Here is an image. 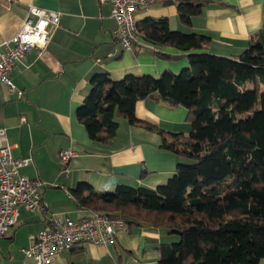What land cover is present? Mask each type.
<instances>
[{
    "label": "crops",
    "instance_id": "0c3cea01",
    "mask_svg": "<svg viewBox=\"0 0 264 264\" xmlns=\"http://www.w3.org/2000/svg\"><path fill=\"white\" fill-rule=\"evenodd\" d=\"M30 5L59 13V23L46 53L40 56L37 49L31 51L11 74L23 96L0 86V129L6 131L15 158L32 159L21 174L47 187L41 188L43 210L18 208L17 223L0 239V264H34L24 250L33 237L50 228L52 216L80 221L93 214L79 208L72 197L79 183H87L99 193L123 185L155 189L175 175L178 163L185 162L184 157L161 147L163 139L158 133L123 118L114 138L91 140L76 112L89 94L94 76L108 74L120 81L127 76L177 74L189 67L183 56L186 53L149 44L143 38L133 51H126L114 36L117 24L111 5L98 0H0V46L15 35ZM136 16L138 21L165 17L170 24L174 20L175 28L185 27L177 19L175 4L154 5ZM263 19L264 0H215L187 27L191 33L210 37L206 48L195 52L234 58L262 29ZM165 55L182 58L167 59ZM135 115L169 133L188 135L192 130L187 108L166 105L155 97L139 101ZM68 150L75 156L66 174L59 154ZM177 240V235L162 228L126 225L113 244L79 243L58 256L54 264H159V247Z\"/></svg>",
    "mask_w": 264,
    "mask_h": 264
},
{
    "label": "trees",
    "instance_id": "16d2710c",
    "mask_svg": "<svg viewBox=\"0 0 264 264\" xmlns=\"http://www.w3.org/2000/svg\"><path fill=\"white\" fill-rule=\"evenodd\" d=\"M213 2L170 0L167 5H177L180 23L191 26ZM138 27L149 44L186 53L189 67L179 74L120 81L98 74L77 120L91 140L106 142L126 119L158 133L161 147L186 163H178L175 175L155 189L123 185L99 193L79 183L73 199L79 208L122 218L127 226L177 235L179 242L159 247V264H259L264 259V19L234 58L195 52L204 50L210 37L172 30L165 17L146 18ZM147 97L187 108L191 132L169 133L138 119L136 105Z\"/></svg>",
    "mask_w": 264,
    "mask_h": 264
},
{
    "label": "built area",
    "instance_id": "2783aa9c",
    "mask_svg": "<svg viewBox=\"0 0 264 264\" xmlns=\"http://www.w3.org/2000/svg\"><path fill=\"white\" fill-rule=\"evenodd\" d=\"M12 3L13 0H3ZM170 0H98L100 4H110L112 17L117 26L115 39L126 51H133L141 44V34L136 13L154 5L165 4ZM60 14L30 5L26 18L21 22L15 35L0 46V86L5 85L17 91L11 74L17 63L27 58L37 49L40 56L46 53L53 30L58 26ZM19 97L22 91H17ZM75 156L71 150L59 154L63 172L68 174V163ZM32 159H17L13 155V146L8 143L7 134L0 129V239L4 238L19 217L18 208L27 211L43 210L41 188L47 186L39 180H32L21 174V169L31 164ZM50 228L36 237L24 250L25 257L34 264H54L61 254L71 251L82 242H90L104 247L115 242L116 234L126 227L119 217H108L96 211L84 220L61 219L52 216Z\"/></svg>",
    "mask_w": 264,
    "mask_h": 264
},
{
    "label": "rangeland",
    "instance_id": "374dc122",
    "mask_svg": "<svg viewBox=\"0 0 264 264\" xmlns=\"http://www.w3.org/2000/svg\"><path fill=\"white\" fill-rule=\"evenodd\" d=\"M169 3V2H168ZM160 5H163V4H160ZM165 5H167V3L165 4ZM177 19H178V17H177ZM179 21V20H178ZM171 24H173V25H171ZM171 29L172 30H176V31H181V32H184V33H187V34H189V33H191V32H189V30H188V27L187 26H185V27H179V29L178 28H175L174 27V20H172L171 21ZM180 73V72H179ZM179 73H177V74H179ZM184 163H186V162H184ZM101 192H104V191H101ZM177 242H179V238H178V240L176 241V243Z\"/></svg>",
    "mask_w": 264,
    "mask_h": 264
}]
</instances>
